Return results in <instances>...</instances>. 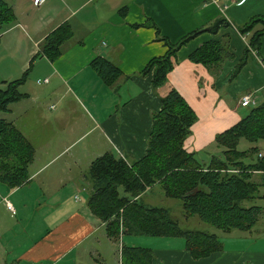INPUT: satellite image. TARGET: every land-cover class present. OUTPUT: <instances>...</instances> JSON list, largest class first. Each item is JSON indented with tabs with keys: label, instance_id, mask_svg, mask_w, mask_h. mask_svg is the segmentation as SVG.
Listing matches in <instances>:
<instances>
[{
	"label": "crops",
	"instance_id": "obj_1",
	"mask_svg": "<svg viewBox=\"0 0 264 264\" xmlns=\"http://www.w3.org/2000/svg\"><path fill=\"white\" fill-rule=\"evenodd\" d=\"M5 1L14 22L0 27V87L24 75L19 86L24 96L0 117L27 138L34 157L22 185L0 181V253L13 255L11 264H121L122 244L138 245L137 239L111 237L87 207L90 162L111 149L128 161L141 158L152 114L172 88L197 116L184 146L207 161L212 152L199 153L245 115L241 97L250 93L256 102L264 99V34L257 52L248 44L251 33L240 32L255 18H264V0ZM219 18L228 25L210 32ZM63 23L72 33L51 61L41 53V43ZM195 30L201 32L177 51L167 81L154 89L151 73L140 72L151 58L165 53L158 37L175 43ZM208 40H220L230 54L218 72L189 60ZM98 57L118 67L119 76L111 83L91 66ZM45 78L47 82L37 83ZM43 99L53 102L52 111L41 108ZM15 110L17 122L11 118ZM79 142L86 144L72 151ZM256 225L239 239L233 237L237 230L224 231L228 237L222 239V249L200 259L188 254L184 241L170 243L169 237L147 239L159 248L143 247L153 250L152 264H264L263 216Z\"/></svg>",
	"mask_w": 264,
	"mask_h": 264
},
{
	"label": "trees",
	"instance_id": "obj_2",
	"mask_svg": "<svg viewBox=\"0 0 264 264\" xmlns=\"http://www.w3.org/2000/svg\"><path fill=\"white\" fill-rule=\"evenodd\" d=\"M257 21L262 19L254 20L240 32L251 33L248 44L258 52L264 22L261 29L253 30ZM12 22V7L0 0V27ZM150 25L155 26L153 22ZM227 25L225 19L219 18L211 25L210 32L215 33ZM199 32L201 30L192 31L175 43L164 36L158 37L166 46L165 53L151 58L140 72L151 73L154 89L167 81L168 73L175 66L177 51ZM71 33L68 23L61 24L44 38L41 53L55 60L61 53V44ZM247 51L244 50V55ZM229 55L220 40H208L191 52L189 60L218 72L220 63ZM244 60L243 57L235 72ZM91 66L104 82L111 83L119 76L118 67L106 59L98 57ZM23 81L24 75L3 81L1 111L9 110L11 103L23 98L24 94L19 91ZM196 119L193 108L172 88L160 98V107L152 114L147 148L141 158L128 161L117 152L107 151L90 162L86 173L91 183L87 207L105 224L108 235L115 239L120 235L183 238L184 248L193 259L222 249V240L216 233L182 229L169 208L141 201L140 195L154 185L161 186L165 197L178 200L186 217L197 216L222 231L251 230L257 224L263 207L253 201L264 187V157L257 156L256 146L239 150L237 143L240 138L250 143L264 140V99L247 106L239 121L215 137L211 145L213 152L207 161L184 146ZM252 153H256L255 160L245 163L243 158ZM33 157L32 144L11 121L0 117V181L10 187L22 185L28 178V166ZM252 173H258L261 181H254ZM248 201L250 203L246 204ZM153 258L154 252L148 247L121 246V264H152Z\"/></svg>",
	"mask_w": 264,
	"mask_h": 264
},
{
	"label": "rangeland",
	"instance_id": "obj_3",
	"mask_svg": "<svg viewBox=\"0 0 264 264\" xmlns=\"http://www.w3.org/2000/svg\"><path fill=\"white\" fill-rule=\"evenodd\" d=\"M257 18L262 19V21H257L255 23V25H256L255 28L256 29H254V27H253V30H258L263 25L264 18L263 17H257ZM257 18H255V19H257ZM238 64H239V62L237 63V65ZM238 72H234L235 73V77L238 75ZM40 104H41V108L44 109V111L49 112V111H52V109H53V105H51V104H53V102L49 101L48 99L41 100ZM1 113H2V111L0 110V114ZM16 116H17V111L15 110L13 112V114L11 115V118H13V120H15V122H17L16 121ZM73 121H74V119L72 120V122ZM88 140L89 139H87V141ZM34 144L36 146H38V145H40L42 143H34ZM82 144H86V143H84V142L74 143L72 145L73 146L72 147V151H77L79 149L80 145H82ZM97 144L100 145V148L102 147V143H97ZM210 145H212V144H210ZM254 146H256L257 149H259V151H264V140L258 141L256 143H250L246 139L240 138L238 143H237V148L239 150H247L248 148L254 147ZM110 151L116 152L114 149H111ZM214 151H215L214 153H219V150H218V152H217V150H214ZM105 152H107V151H105ZM211 152H213V148L206 147L205 149L202 150L201 153H199V155L200 156H205V155L210 154ZM255 158H256V153H252L251 155H248V156L244 157L243 161L245 163H250V162L254 161ZM252 179L254 181H259V182L261 181L260 175L258 173H252ZM122 190H123L122 188H119L120 193H123ZM259 195L260 196L256 197L253 202H255L256 204H258V205L263 207V212H262V214L260 216H263V218H264V187L260 188ZM147 200H149L151 203L149 201H147ZM141 201L145 202L147 205L151 204L153 206L169 208L172 218L175 219L178 222L179 227L182 228V229H191V230H201V231H207V232H214L221 238V240L223 239V241H224V238H226V236H227V234H223L224 231H222L221 229H217V228H215L214 226H212L210 224H207V223H204V222L200 221L197 218V216L186 217L184 215V213H183V210H182L180 202L178 200H176V199L165 197L163 195V193H162V189H161L160 185L153 186L152 190L149 191L142 198ZM245 203L249 204L250 202L248 201V202H245ZM261 225L262 224H259V226L258 225H256V226H257V228L258 227L260 228ZM248 231L249 230H237L236 231V233H237L236 236H233V237H235L236 239H239V236H241V235L247 236L249 234ZM132 237H134L133 239H137V242H136V244H138L137 246H142V247L143 246H148V245L153 246V247H157L158 246V244L156 242H154V243L151 242V241H154V240H147V239H156L154 237H146V236L145 237H143V236H132ZM171 240H173V241H170V243H177V244H180L179 242L181 240L184 241L183 238H171ZM124 241H126V240H124ZM230 242H233V238H230ZM157 248H159V247H157ZM12 258H13V255L10 254V253H7V254L6 253H0V262H2L4 264H11Z\"/></svg>",
	"mask_w": 264,
	"mask_h": 264
},
{
	"label": "built area",
	"instance_id": "obj_4",
	"mask_svg": "<svg viewBox=\"0 0 264 264\" xmlns=\"http://www.w3.org/2000/svg\"><path fill=\"white\" fill-rule=\"evenodd\" d=\"M44 0H36L37 3H42ZM44 82H47V79H43V80H37V83H44ZM256 104V101H255V98L253 97L252 94L248 93V94H244L242 97H241V100H240V105L241 106H244V107H247V106H253ZM257 156L262 158L264 157V151H259L257 153ZM8 205V208L11 209L13 211V208L12 206L7 203Z\"/></svg>",
	"mask_w": 264,
	"mask_h": 264
}]
</instances>
